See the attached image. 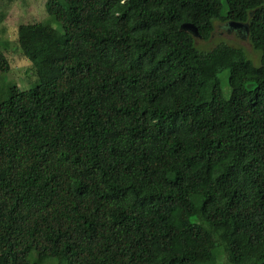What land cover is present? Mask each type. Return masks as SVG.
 Instances as JSON below:
<instances>
[{
    "label": "trees",
    "instance_id": "1",
    "mask_svg": "<svg viewBox=\"0 0 264 264\" xmlns=\"http://www.w3.org/2000/svg\"><path fill=\"white\" fill-rule=\"evenodd\" d=\"M217 22L258 66L181 31ZM16 36L37 80L0 92V264H264V0H46Z\"/></svg>",
    "mask_w": 264,
    "mask_h": 264
},
{
    "label": "rangeland",
    "instance_id": "2",
    "mask_svg": "<svg viewBox=\"0 0 264 264\" xmlns=\"http://www.w3.org/2000/svg\"><path fill=\"white\" fill-rule=\"evenodd\" d=\"M46 0H0V51H2L9 63L11 70L8 74H0V92L9 93L11 84H16L22 90L29 89L36 82L37 77L29 61L20 52L16 44V29L21 24L36 23L45 15ZM224 24L216 23L215 30L208 41L197 39L196 45L201 50H211L221 42L242 47L248 57L256 66L259 65L260 54L256 52L245 38L233 32L228 33ZM224 80L228 79V73L223 74ZM229 92H226L228 97Z\"/></svg>",
    "mask_w": 264,
    "mask_h": 264
},
{
    "label": "water",
    "instance_id": "3",
    "mask_svg": "<svg viewBox=\"0 0 264 264\" xmlns=\"http://www.w3.org/2000/svg\"><path fill=\"white\" fill-rule=\"evenodd\" d=\"M230 25L233 27H243L244 26L245 29L248 31V26L245 24L231 22ZM181 31L187 32L191 34L192 36L198 39H201V36L199 35L197 28L193 24H183L181 26Z\"/></svg>",
    "mask_w": 264,
    "mask_h": 264
},
{
    "label": "flooded vegetation",
    "instance_id": "4",
    "mask_svg": "<svg viewBox=\"0 0 264 264\" xmlns=\"http://www.w3.org/2000/svg\"><path fill=\"white\" fill-rule=\"evenodd\" d=\"M223 27L227 29L228 33H231L234 30L236 32V34H238L239 36H241L243 38H245L247 36V32H246V29L244 26L243 27H233L229 24H224Z\"/></svg>",
    "mask_w": 264,
    "mask_h": 264
}]
</instances>
